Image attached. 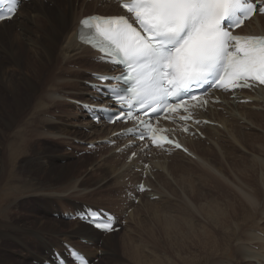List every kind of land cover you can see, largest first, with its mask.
<instances>
[{"label":"bare ground","instance_id":"6f19581e","mask_svg":"<svg viewBox=\"0 0 264 264\" xmlns=\"http://www.w3.org/2000/svg\"><path fill=\"white\" fill-rule=\"evenodd\" d=\"M78 1L47 0V3H45L44 0H31L30 4L25 5L20 10V14H18L20 20L18 22L14 21L16 16L12 23L0 24V191L6 192L4 194L0 192L1 207H5L0 215V264H33L35 262L43 264L53 247L61 248L63 241L79 240V237L96 243L101 241L102 245L98 250L101 249L102 252L105 250L109 254L111 252L113 264H117L121 259L117 234L103 237L100 233L78 221L72 223L57 221L52 218L48 219L56 207L60 206L62 210L66 209L67 205L77 208L82 200H87L92 194H100L103 191L100 181L104 176L99 182L89 177L94 172L98 171L100 174L104 172L102 163L87 158L80 160V162L79 160H73L68 157L69 155L60 154L58 146L62 143L71 145L76 140L90 141L112 133V130H107L101 126L95 130L93 128L96 126H92L89 134L79 128L77 129V126L90 128L91 124H82L83 115L76 110L75 105L66 103V100H80L86 94V87L80 83L82 80H88L86 71L95 72V69H93L95 63L91 60V50L83 47L78 42V21L83 15H86L84 9L79 11ZM100 2V0H96L87 3V0H85L82 7L96 8ZM100 8L106 14L110 5L106 4ZM248 28L264 33V16H257ZM74 62L83 63L85 65L83 66L84 69L81 71L69 69L68 65ZM93 65L94 67L91 69L90 66ZM97 67L104 66L99 65ZM54 78L56 79L53 80ZM58 78H62V84L55 82ZM21 85L25 87V90L21 88ZM75 90H79V94H75ZM251 97L254 99L251 106L248 104H231L228 101L222 104V111L216 115L222 128H206V140L223 144L227 135L230 143L242 146V140L247 136L246 134H240L237 129H251L264 135V90ZM9 99L13 104V108L9 106ZM66 106L75 110V115H72L76 119L75 126H71L68 119L62 116L52 115V118L47 117L48 114H51L52 109L60 107V110H64ZM259 137L257 139L254 137L255 142L251 144L254 158L250 166H244L246 172L243 174L247 179L246 181L251 182L249 184H251L253 194L247 195L246 192H241L244 191L243 185H241L239 189L233 192L237 199L239 196L241 197V201L230 200L228 196L225 197L226 200L221 202L215 200V197H212L211 200L204 197L203 199L209 201V209L207 206L206 210L203 208L197 209L196 212L203 219L201 222L199 220L198 224L185 221L184 214L182 216L185 222H175L172 219L162 221L161 219V222L159 221L157 224V228L149 230L151 234L156 235L152 248L158 249L159 252H164V254H169V258L157 260L159 259V252L153 254L146 252L147 254H145L142 248H138L133 255L136 264H203L205 257H207L208 264H235L232 263L235 260L264 264V236L259 234L264 233V206L261 207L263 211L260 208L264 205V143L260 144L259 140L263 141V138ZM5 139L10 140L11 143L8 144ZM50 141H52V144ZM202 143V140L189 142V146L203 166L201 170L204 178L208 182L210 181L211 185L213 183L216 185L215 182H219L218 179L224 178L225 174H223V177L217 168L212 165L210 162L211 152L208 149L203 150ZM203 151L209 152V155H204ZM218 151V153L221 152L219 149ZM14 157L15 160L11 163L13 167L9 168L6 165V160L11 162ZM177 159L194 163L188 156L177 153L169 158L154 157L150 162L151 170L157 168L160 173L156 176H162L165 173L167 174L169 168L184 169V166L176 167L177 165L174 163H168L169 160L173 162ZM112 163L114 164V161ZM79 167L82 168L83 172L79 170ZM88 168L91 170L90 173ZM249 168H254L255 175L250 174L248 177ZM126 173V170L120 168L117 173L119 183L120 179L127 176ZM106 174L108 173L102 175ZM226 179L228 177H225L224 181ZM103 180L105 184L109 182L107 178H103ZM228 186L231 187L230 184ZM225 187L227 185H224ZM230 190L233 191L231 188ZM197 200L195 198V201H190V203L186 200L187 202L183 204L187 206L186 209H191V205L201 207L202 205H199ZM199 201L203 204L201 199ZM30 202L35 204V207L32 208L34 212L38 213V216L30 219V216L24 215L26 211L22 212L21 215H14V212L17 211L11 209L12 207L16 209L25 208V204ZM191 213L193 214V212ZM132 218H135V216ZM238 220L241 223H238ZM254 221L257 228L247 229L246 225L248 224L244 223H254ZM233 222L237 227V232H239L240 227L243 230L247 229L243 235L242 232L239 233L243 236V240L239 242L240 246L237 247L233 246L236 240H231L232 235L229 237L235 230L233 229L235 226H232ZM67 224L72 225L73 230L57 231L58 228L65 227ZM250 225L253 226L249 223ZM249 226L248 228H252ZM145 230L147 229L145 228ZM158 238L162 240L160 241ZM8 239H10V242ZM5 242L10 243L12 246L15 243L20 245L22 250L18 249V251L23 252V255L16 256V253L9 252L8 247L4 244ZM158 243L160 247H158ZM126 245L124 240L121 248L125 249ZM254 245L258 246L261 251L258 257L256 251L252 249ZM92 254V252L88 253L90 257ZM224 255L234 260L230 263L231 260L229 259V262L224 263L222 261L225 260L222 258ZM106 259H110V257Z\"/></svg>","mask_w":264,"mask_h":264},{"label":"snow or ice","instance_id":"6c2138e0","mask_svg":"<svg viewBox=\"0 0 264 264\" xmlns=\"http://www.w3.org/2000/svg\"><path fill=\"white\" fill-rule=\"evenodd\" d=\"M3 2L7 14L0 20L11 19L21 0ZM121 7L132 22L125 16H90L81 21V41L99 51L102 61L121 69L119 76L93 74L100 83L90 85L118 110L85 108L112 112L109 123L134 121L137 127L126 131L135 138L150 140L156 147L180 148L154 121L192 119L190 102H196L191 107L207 104L197 91L251 88L253 82L264 85V36L233 34L246 20L264 14V0H126ZM180 109L184 115L178 114ZM93 118L99 122L100 115ZM88 220L106 232L115 230L114 218L90 212ZM69 255L74 264H89L70 247ZM57 264L65 262L57 256Z\"/></svg>","mask_w":264,"mask_h":264},{"label":"rangeland","instance_id":"374dc122","mask_svg":"<svg viewBox=\"0 0 264 264\" xmlns=\"http://www.w3.org/2000/svg\"><path fill=\"white\" fill-rule=\"evenodd\" d=\"M83 5V4H82ZM81 9H84V13L86 14V11H96V9H97V7L96 8H87V7H85V8H83L82 6H80L79 7V11L81 10ZM87 9V10H86ZM98 10H100V11H102V8H100V9H98ZM16 19V18H15ZM20 20V19H19ZM18 22V21H17ZM81 62H79V63H77V62H74V63H72V64H69L68 65V67L70 66V65H72V66H70L69 67V69H71V70H75V71H81V70H83L84 69V67L83 66H85V65H83V63H81ZM79 64V65H78ZM75 66L77 67V69L75 68ZM97 66H99V65H96L95 64V67H94V65L93 66H90V68L92 69L93 67H94V69L96 70V67ZM81 67V68H80ZM80 68V69H79ZM98 68H100V67H98ZM32 74L34 73V72H31ZM34 77H35V75H34ZM33 77V78H34ZM56 78H57V76H56ZM56 78H54L53 80H55ZM58 80V81H57ZM55 82L57 83V84H62V78H58ZM51 84H52V82H51ZM79 86H82V85H80L79 83H77ZM78 85H77V87H78ZM21 88L23 89V90H25V87H23L22 85H21ZM76 92H79L78 90H76ZM11 103V104H10ZM66 103H68V102H66ZM9 106H10V108H13V104H12V102H11V100L9 99ZM60 108V107H59ZM57 109V108H54V110L52 109L51 111H50V113L51 114H48L47 115V117L49 118H52L51 116L52 115H54V116H62V117H65V118H67L68 120H69V122H71V123H69L71 126L72 125H74L75 126V123L74 124H72L73 122H76V119H75V116H74V118H73V116L72 115H75V110L72 108V107H68V106H66L65 108H64V110L63 109ZM67 108V109H66ZM69 108V109H68ZM69 110V111H68ZM250 110V109H249ZM63 111V112H62ZM66 111V112H65ZM68 111V112H67ZM53 112V113H52ZM65 112V113H64ZM62 113V114H61ZM71 114V115H70ZM74 120H72V119ZM81 123L82 124H84L83 123V119L81 120ZM220 130H222V129H220ZM239 132H240V134L242 133V134H246V136H247V138H244L242 141H243V144H242V146L240 145H237V144H235V143H230L229 142V139H228V136L226 135V138H224V143L223 144H221V143H216V142H213V141H211L212 142V144L215 146V145H217V146H219V148H215V147H206V146H203L202 145V149L203 150H206V149H208L211 153H210V156H211V158H210V162L212 163V165H214L216 168H217V170H218V172H220L222 175L223 174H225V177L227 178L228 177V179H226L225 181H224V175H223V177L224 178H221V180L220 179H218V181L220 182H215L216 183V185L214 186L213 184V186L208 182V180H206L205 178H204V174H203V171L201 170V167L203 168V166L200 164V160L198 159V158H196L197 160H196V162H194L195 163V165H194V163L193 162H184V161H182V160H179V162L181 161L182 163L181 164H179L178 163V165L176 166V167H178V166H184L185 168L184 169H173V168H169L168 169V172H167V174L165 173L164 175H162V176H156L157 177V181H156V183H158V184H156V183H153V182H151L152 183V186L151 187H153V192H151V194H155V195H160V196H162V198H160L159 200H156V201H152V202H150V201H146L145 203H144V205H142L141 207H139V208H135L136 210H134L135 212H134V215L133 216H135V218H132L133 216H131L130 218L131 219H128V225H127V227H125L123 230H121V232H119L117 235V241H118V244H119V247H120V252H119V254H120V257H121V259H119V261H118V263L117 264H136V261H135V258H134V251L136 250V249H138V248H142L144 251H145V254H147V253H149V254H153V253H156V252H159V250L158 249H153L152 248V246L154 245V241H155V238H156V235L155 234H151L150 232H149V230L150 229H153V228H157L158 227V223H159V221L161 222V219H162V221L163 220H167V219H172V220H174L175 222H180V221H184V219H185V221H190V222H193V223H195V224H198L199 223V220H200V222H201V220H203L202 219V217L201 216H199V214L196 212L197 211V209H209V201L206 199H203L204 197L205 198H210L209 200H211V199H213L212 197H215V200H217V201H219V202H221L222 200H226L227 198H225V197H227L228 196V199H230V200H233L234 201V199L235 200H239V201H241V197L239 196L238 197V199L234 196V193L233 192H235V190L236 189H239V187L241 186V185H243V190L244 191H241V192H243V193H245V194H247V195H252L253 194V190L251 189V184H249V183H251L250 181H246L247 179H246V177L243 175L244 174V172H246V169H245V167L244 166H250L251 165V163H252V159L254 158L253 157V154L254 153H252V145L251 144H253L254 142H255V139H257L259 136L261 137V138H263V141H264V135H262V134H259L258 132H255V131H253V130H251V129H244V128H242V129H237ZM243 131H245V132H243ZM252 132V133H251ZM248 134H253V135H248ZM254 134H259V135H254ZM254 137H255V139H254ZM259 137V138H260ZM252 138V139H251ZM247 140V141H246ZM251 140V141H250ZM203 141V140H202ZM207 140L205 139V141H203L204 143V145H207V144H205V142H206ZM261 143L260 144H263L264 142L262 141V140H259ZM5 142H7L8 144H10L11 143V141L10 140H8V139H5ZM257 142V141H256ZM50 143L52 144V141H50ZM215 143V144H214ZM78 143L76 142L75 143V145H71V146H68V145H66V144H60L59 145V147H58V149H59V151H60V154H66L68 157H70V156H72V157H74V159H76V160H78V159H82L83 157H88V158H90V159H92V160H94V159H99L100 158V156L99 155H97V154H92V155H88V154H83V155H80V154H78L77 152H76V150L74 149V146H76ZM248 145V146H247ZM264 145V144H263ZM87 147H85L84 148V150L86 149ZM76 149H78L77 147H76ZM217 149H219V150H223L222 152H220V153H218L219 151L217 150ZM80 150H83V149H80ZM203 154L204 155H209V152H206V151H203ZM222 154V155H221ZM16 157V156H15ZM15 157L13 158V160H11V162L9 161V160H6V165L9 167V168H12L13 167V165L11 164V163H13V161L15 160ZM71 158V157H70ZM191 159V158H190ZM83 160V159H82ZM81 160V161H82ZM95 160V161H96ZM4 162H5V160H3ZM98 161V160H97ZM54 162L56 163V164H58L57 162H56V160H54ZM78 162V161H77ZM80 162V161H79ZM101 162V161H100ZM113 161L112 160H110V159H108V160H105V161H103V162H101L102 163V165H103V167H104V172L102 173V174H104V173H108V174H106V175H102V174H100V172H98V175H96L95 177H98L99 179L97 180L98 182H99V180L103 177V178H107V179H109V182L107 183V184H105V182H104V180H103V178L101 179V181H103V183H101V181H100V184H101V186H103V191H101L102 193H94V194H92L91 195V197L89 198V199H87L86 201L85 200H82L83 202L85 201V202H87V204H89V203H91V204H93V205H97V206H101V205H103V204H107V203H109V198H110V192L112 191V189L115 187V186H117V185H121V183H119V181H118V179H119V175L117 174L118 173V171L120 170L119 168H118V166H116L115 164H113L112 163ZM173 162H174V160H173ZM247 163V164H246ZM110 164V165H109ZM198 164V165H197ZM200 164V165H199ZM59 165V164H58ZM241 166V167H240ZM239 167H240V169H239ZM114 168H115V171H114ZM237 168V169H236ZM244 168V169H243ZM110 169H112V170H110ZM232 169V170H231ZM241 169H242V171H241ZM79 170L80 171H82L83 172V170H82V168H80L79 167ZM110 170V171H109ZM224 170V171H223ZM253 170V171H252ZM113 171V172H112ZM175 171V172H174ZM241 172V173H240ZM111 174V176H110V174ZM175 173V174H174ZM233 173H235V174H233ZM248 177L250 176V174H254L255 175V172H254V168H249V170H248ZM113 174H115L114 176H113ZM239 174H241V175H239ZM200 177H199V176ZM237 176V177H235V176ZM238 175H239V177H238ZM108 176V177H107ZM164 176V177H163ZM242 176V177H241ZM257 176V175H256ZM89 177H91V179H93V177H92V175H90ZM112 177V178H111ZM244 177H245V179H244ZM258 177V176H257ZM238 178H240V179H238ZM173 179V180H172ZM176 179V180H175ZM237 179H238V181H237ZM259 179V178H258ZM94 180V179H93ZM116 180V181H115ZM178 180H180V181H178ZM228 180V181H227ZM111 181V182H110ZM183 181V182H182ZM227 181V182H226ZM231 181V182H230ZM240 181V182H239ZM246 181V182H245ZM115 182H117V183H115ZM168 182V183H167ZM173 182V183H172ZM206 182H208V183H206ZM223 182H224V184H223ZM228 183V184H226V183ZM237 182V183H236ZM112 183H114V186H112ZM119 183V184H118ZM163 183V184H162ZM165 183V184H164ZM206 183V184H205ZM223 187H221L219 184ZM242 183V184H241ZM247 183V184H246ZM159 184H160V186H159ZM205 184V185H204ZM218 184V185H217ZM231 185V187L230 186H228V185ZM163 185V186H162ZM224 185H227V187H225L224 188ZM109 186V187H108ZM212 186V187H211ZM217 186V187H216ZM221 188H220V187ZM250 186V187H249ZM159 187V188H158ZM219 187V188H218ZM249 187V188H248ZM162 188H163V190H162ZM165 188V189H164ZM183 188V189H182ZM215 188V189H214ZM227 188V189H226ZM230 188L231 189H233V191L232 190H230ZM156 189V190H155ZM214 189V190H213ZM245 189H246V191H245ZM248 189H250V190H248ZM231 192V194L233 195L232 197H234V198H232L231 197V194H230V192ZM228 191V192H227ZM250 191V192H249ZM1 192V194H4V193H6V192H4V191H0ZM106 192V193H105ZM104 193V194H103ZM213 196H212V195ZM227 194V195H226ZM229 194V195H228ZM255 194V193H254ZM183 195V196H182ZM185 195V196H184ZM221 195V196H220ZM226 195V196H225ZM154 196V195H153ZM186 197V198H185ZM199 197V198H198ZM200 197H202V198H200ZM195 198L196 199H198L197 200V203L199 204V205H202L201 207H199V206H195V207H193L192 205L190 206V208L191 209H186L187 208V206L185 205V204H183L184 202H187L188 201V203H190V201L191 202H194L195 201ZM145 198H143V200H144ZM202 200V202H203V204H201L200 203V201L199 200ZM187 200V201H186ZM81 201V202H82ZM207 201H208V204H207ZM1 200H0V215L2 214V211H4L5 210V207L4 206H2L1 207ZM150 203H152V204H150ZM168 203V204H167ZM170 203V204H169ZM166 204V205H165ZM182 204V205H181ZM185 205V206H184ZM69 205H67L65 208H67ZM167 206V207H166ZM175 206V207H174ZM182 208H181V207ZM206 206H207V208H206ZM259 206V205H258ZM264 205H262V206H260V208L261 207H263ZM32 207H35V204H33V203H27V204H25V208L24 207H21V208H19V209H16V208H14V207H12L11 209H14V210H16L17 212H14L13 214L14 215H21L22 214V212H25L24 213V215H28V216H30V219L31 218H34V216H38V213L37 212H34L33 211V208ZM54 207H56V206H54ZM72 207V206H71ZM71 207H68L67 208V210H69ZM143 207V208H142ZM178 207V208H177ZM180 207V208H179ZM31 208V209H30ZM60 206L59 207H56V209H54V211L50 214V217L48 218V219H55V220H57V221H61V219H57V218H54L53 217V213H55V212H59V211H61L62 210V208H61V210H60ZM174 208V209H173ZM259 208V207H258ZM259 208V209H260ZM264 208V207H263ZM263 208H261V210L263 209ZM75 209V208H74ZM147 209V210H146ZM179 209V210H178ZM182 209V210H181ZM63 210H66V209H63ZM178 210V211H177ZM189 211V212H187V211ZM261 210H260V212H261ZM20 211V212H19ZM143 211H145V212H143ZM184 211V212H183ZM263 211V210H262ZM137 212V213H136ZM191 212H193V214L191 213ZM150 213V214H149ZM151 213H153V214H151ZM155 213V214H154ZM169 213V214H168ZM181 213V214H180ZM157 214V215H156ZM184 214V215H183ZM186 214V215H185ZM195 214V215H194ZM137 215V216H136ZM149 217H148V216ZM185 216V218L183 217V216ZM32 216V217H31ZM139 216H140V218H139ZM239 216V215H238ZM154 217H155V220H154ZM158 217V218H157ZM161 217V218H160ZM174 217V218H173ZM145 218V219H144ZM184 218V219H183ZM187 218V219H186ZM190 218V219H189ZM258 218V217H257ZM134 221H133V220ZM141 219V220H140ZM148 219V220H147ZM151 219V221H149ZM159 219V220H158ZM177 219H179V220H177ZM182 219V220H181ZM192 219V220H191ZM256 220H258V219H256ZM28 221V220H27ZM137 221V222H136ZM154 221V222H153ZM158 221V222H157ZM184 221V222H185ZM140 222V223H139ZM151 222V223H150ZM155 222H157V223H155ZM257 222V221H256ZM73 223V222H72ZM147 223V224H146ZM234 223V222H233ZM232 223V226L234 227L235 226V223L233 224ZM238 223H241V222H239V220H238ZM249 223L250 224H253V226H249ZM142 224H144V225H142ZM152 224H153V226H152ZM244 224H248V225H246V227H247V229H249V230H252L253 229V227H256L257 226V224L255 225V221H254V223L253 222H248V223H244ZM140 226H142V227H140ZM151 226V227H150ZM248 226L249 227H252V228H248ZM71 227H73L72 225H70V224H67V226H65V227H60V228H58V230L57 231H65V230H68V231H71V229L73 230V228H71ZM147 229V230H145V228ZM245 227V228H246ZM237 227L235 226L233 229H235L234 230V232H233V234H230L229 235V237L232 235V237H231V240L233 239V241L234 240H236V243H235V241H234V243H233V246H235V247H237V246H240V243L239 242H242V240H243V233H244V231L245 230H247V229H245V230H243L241 227L239 228V232H237L238 230L236 229ZM257 228V227H256ZM241 230V231H240ZM248 230V231H249ZM241 232H242V235H240L241 234ZM240 233V234H239ZM134 234V235H133ZM261 236H264V233H259ZM236 235H239V236H236ZM134 236H135V238H134ZM228 236V235H227ZM125 237V238H124ZM129 237V238H128ZM136 237H138V238H136ZM144 237V238H143ZM236 237V238H235ZM239 237H241V238H239ZM220 238V237H219ZM160 241L162 240L161 238H158ZM125 240V242H126V247H125V249H123V248H121V245H122V243H123V241ZM129 240H130V242H129ZM8 241L10 242V239H8ZM133 241V242H132ZM8 242H5L4 244H5V246H7L8 247V250H9V252L11 251V252H14V253H16L15 255L16 256H20V254L21 255H23L22 253H20L19 251H18V249H20V250H22V248H21V246L20 245H18L17 243H15V244H13V246L10 244V243H8ZM78 244H79V242H78ZM11 245V246H10ZM12 247V248H11ZM33 247H35V248H37L36 246H33ZM86 247V246H85ZM158 247H160L159 246V243H158ZM253 247V246H252ZM87 249H89V251L91 250L92 251V255H93V258H95L96 257V255H98L97 254V251H96V248H89V247H86ZM146 249V250H145ZM253 249V251H256L255 253L256 254H258V255H256L257 257L259 256V254H261V251H260V249H259V247L258 246H255L254 245V248H252ZM100 250V249H99ZM98 250V251H99ZM124 250V251H123ZM124 253H123V252ZM147 252V253H146ZM260 252V253H259ZM94 253H96V254H94ZM160 254H159V259H157V260H162V259H167V258H169V254H164V252H159ZM201 255V254H200ZM111 256H112V254H111V252H110V254H109V252H107V254L105 255V258L104 259H102V258H100V261H99V263H97V264H113V261H112V259H111ZM107 257H110V259H106ZM148 257V256H147ZM226 257V258H225ZM19 258V257H18ZM18 258H16V259H18ZM222 258L223 259H225V260H222L224 263L225 262H229V259H230V257H228L227 255H224V257L222 256ZM228 259V260H227ZM107 260V261H106ZM231 261H230V263L232 262V260H234V259H230ZM19 263V262H18ZM36 263V262H35ZM35 263H33V264H35ZM232 263H235V264H258V263H247V262H241V261H237V260H235V262L233 261ZM116 264V263H115ZM203 264H208V262H207V257H205V259H204V263Z\"/></svg>","mask_w":264,"mask_h":264}]
</instances>
